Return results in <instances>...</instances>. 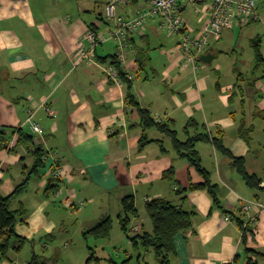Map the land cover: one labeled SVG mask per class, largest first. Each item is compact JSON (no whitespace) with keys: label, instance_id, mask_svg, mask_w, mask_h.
Here are the masks:
<instances>
[{"label":"crops","instance_id":"0c3cea01","mask_svg":"<svg viewBox=\"0 0 264 264\" xmlns=\"http://www.w3.org/2000/svg\"><path fill=\"white\" fill-rule=\"evenodd\" d=\"M107 1L0 0V132L22 128L42 137L47 152L45 166L12 198V209L21 215L17 233L33 242L25 243L20 252L11 249L8 258L0 257V264H28L35 252L49 264H84L82 260L92 252L102 258L93 264H113L109 258L121 262L130 256V264H163L152 250L136 246L129 238L153 230L145 204L157 197L193 212L194 228L175 237L176 253L170 256L169 264H264V257L256 253H264V210L254 205L264 203V190L249 187L232 165V158L211 140L200 141L196 149L202 166L218 186L222 207L214 204L207 189L179 193V188L204 184L205 177L179 155L172 137L157 127L146 132L149 140L161 141L141 146V117L130 103L125 81L119 84L100 66L81 63L86 33L95 29L109 35L115 28L105 17ZM201 3L191 4L199 7ZM136 6H122L119 11L130 14ZM186 19L195 28L199 26L198 18L196 22ZM155 26L150 22L147 33L130 42L124 66L140 106L158 122L170 124L182 141L199 131L191 126L186 132L189 121L195 119L211 138L224 137L233 156L245 159L249 174L264 177V61L258 64L253 45L254 40L260 41L264 57V0L251 23L239 26L241 33L249 30L255 51L248 69L218 64L196 73L182 65L176 45L166 49L156 40ZM237 33L235 27L225 30L207 51L214 58L205 64H213L223 52L226 38L232 45L238 44ZM116 50L114 40L100 44L99 62L112 65L111 57L103 58L115 55ZM144 51L152 63L141 69L136 53ZM45 106L54 115L47 113ZM30 108H35L39 133L28 120ZM242 125L250 141L242 136ZM34 162V155L23 144L17 142L10 150L0 147V194H12ZM171 166L176 168L174 180L163 177ZM56 167L64 174L58 185L62 195L56 196L62 198V204L54 196L56 189L47 190ZM130 194L135 196L139 217L129 215V233L115 223L111 238L95 239V246L79 257L71 241L61 249L54 244L62 225L59 205L79 219L86 216L79 228L84 235L102 218L117 220L125 214L122 199ZM245 204L253 205L249 213L244 211ZM224 209L229 212L225 214ZM239 211L244 220L250 215L256 219L241 227L232 213ZM226 215L231 220H226ZM24 251L30 254L23 256Z\"/></svg>","mask_w":264,"mask_h":264},{"label":"trees","instance_id":"16d2710c","mask_svg":"<svg viewBox=\"0 0 264 264\" xmlns=\"http://www.w3.org/2000/svg\"><path fill=\"white\" fill-rule=\"evenodd\" d=\"M94 29V28H93ZM95 31V29H94ZM97 32V31H95ZM99 33V32H97ZM135 41L133 37L130 38V42ZM102 44V43H101ZM100 45V44H99ZM98 45V46H99ZM253 45L256 51V59L258 64H261L264 61L261 44L260 41H253ZM97 58H98V47L96 49ZM111 57V64L115 65L116 68L119 69L121 78L124 79L125 83L128 87V97L130 103L138 109V112L141 117V125L143 127V133L141 136V146L147 145L153 141H161V140H149L147 135V129L157 127L164 134L169 135L173 139V144L177 152L180 156L185 157L188 161L194 165L200 173L205 177L206 182L202 185L192 184L189 188H179V193H187L192 189H207L213 199L215 205L222 207L220 203V199L217 194V184H214L211 180L209 172L202 166L199 151L196 149L197 143L200 141H213L216 147L222 151L224 154L230 156L232 158V165L241 173L243 178L245 179L247 185L251 188H257L264 190V177H261L257 174H249L245 167V159L243 157H235L228 147H226L224 143V137L222 135L215 136L211 138L209 133L205 132L204 125H200L195 119L189 121L187 126L185 127L186 132H189V128L191 126L197 127L199 130L194 135H189V137L182 141L178 137V132L176 129H172L170 124H163L156 120V117L151 114V112L140 106L138 100L135 98L134 94L131 92L132 84L131 80L127 77V73L125 71L124 66L119 62L116 54L111 56H106L103 59L107 60ZM136 62L141 69H145L147 65L152 63V59L150 54L144 52L136 53ZM123 67V68H122ZM140 71V70H139ZM204 128V129H203ZM242 136L247 141H250V136L248 137L246 133L248 130L241 127ZM18 133L17 142L23 144L27 147L28 151L34 155L35 162L33 167L30 170H25V178L24 180L16 187L15 191L8 195L3 196L0 194V257L2 259L8 258L9 252L11 249H16L17 251H21L24 244L33 240H28L27 238L20 236L17 233V223L20 220V211L12 209V198L24 191L25 187L31 180V177L34 173H39L40 170L45 166V156L47 152L45 151L43 138L26 132L22 128H12L10 129V133H6L5 130L1 131L2 137L4 139L11 138L12 134ZM9 135V136H7ZM176 168L171 166L169 169L165 170L163 173V177L165 179L174 180L175 179ZM51 178L49 180L48 188L57 189L59 185V181ZM56 183V184H55ZM186 198V194L182 197ZM123 211L125 214H120L117 217V221L120 224V228L126 234L129 233L130 227V216L139 217V211L136 206V199L133 194L126 195L122 199ZM146 211L149 215L153 230L151 232L147 231L142 234H136L134 236L129 237L131 241L136 245H141L147 249L152 250L154 256L157 260H159L163 264H169L170 256L176 253L175 247V237L180 232H188L189 230L194 228L193 222V212L185 210L182 206L174 204L172 201L165 197H157L149 199L146 204ZM225 214L229 212V210L224 209ZM234 217L238 220L241 227H245V220L243 219V214L241 211L232 212ZM115 221L111 216H106L102 218L96 225L92 228L86 230L84 232L85 236H94L96 239H109L111 238L114 228ZM259 256L264 257V253L256 252ZM133 257L130 256L121 262H118L112 258L109 260L113 264H130ZM142 256H138V260L141 261ZM102 258L98 257L95 252H92L87 258L84 264H93L94 262H101ZM28 264H49L47 259H43L38 253H34L32 258L28 261ZM249 264H257L252 263Z\"/></svg>","mask_w":264,"mask_h":264},{"label":"built area","instance_id":"2783aa9c","mask_svg":"<svg viewBox=\"0 0 264 264\" xmlns=\"http://www.w3.org/2000/svg\"><path fill=\"white\" fill-rule=\"evenodd\" d=\"M202 2L198 7L199 26L195 28L184 16L186 7L191 3ZM261 0H108L105 8V17L114 24V30L109 35L89 30L85 35L87 45L82 47L81 63L100 66L107 77L113 78L123 84L120 71L113 65H103L97 58L96 49L99 44L108 40L116 43V56L119 62L125 66L128 59L130 38H140L147 33L150 22L157 17L161 18L158 24L160 29L166 30L172 37L178 38L179 50L182 56V65L190 66L199 72L200 58L206 53L223 35L225 30L236 26L250 24L254 19ZM136 4L135 10L130 14L120 13L122 6ZM131 79V76H129ZM47 113L54 115V111L45 106ZM35 108L29 109V118L32 129L39 133L41 127L34 119ZM18 139V133L12 134L11 138L4 139L0 132V147L10 150ZM63 170L56 167L51 171V178L56 181L63 180ZM62 186L57 188L56 196L62 195ZM257 208L264 210V203L254 204ZM253 205L245 204L244 211L249 213ZM226 220L231 216L226 215ZM256 219V216H248L244 226H248ZM138 230V228H134Z\"/></svg>","mask_w":264,"mask_h":264},{"label":"rangeland","instance_id":"374dc122","mask_svg":"<svg viewBox=\"0 0 264 264\" xmlns=\"http://www.w3.org/2000/svg\"><path fill=\"white\" fill-rule=\"evenodd\" d=\"M196 8H198L197 6H194L193 4H189L188 7H186V11L183 13L185 18H192L193 21L196 22V19L199 16V12L196 11ZM161 21L160 17H157L154 22L156 23V31H153V34L155 35L156 40L160 43H163V45L166 46V49H170L173 46H177L178 51L179 50V43H178V38L177 37H172L166 30L160 29L158 27L159 22ZM112 27L114 26L113 23H111ZM238 30L237 33V38L239 39L238 44L235 43V45H232L231 40H227L223 43L222 45V49L223 52H221V54L214 60L213 64H205L204 62H200V66L201 68H203V71H205L206 69L210 68V67H215L218 64H222V65H234L239 69H248L251 64L254 61L255 58V51L253 50L252 46H251V41L249 38L250 32L249 30L244 29L242 31V33L240 32L242 30V28H240L239 26L235 27V31ZM241 33V35L239 34ZM232 41H234V39H232ZM235 49V50H233ZM219 54V53H218ZM209 66V67H208ZM57 191V189H56ZM55 191V192H56ZM54 196L56 197L55 193ZM57 201H59L62 204V198L61 197H56ZM56 204L59 205V203L56 202ZM59 208H62V212L59 213L58 212V219H60L62 221V225L60 226V230H58L55 233V236L57 237L55 239L54 244L58 245L59 248L61 249L64 245V243L68 242H72V246L75 247V255L76 256H80L82 252H88L89 251V247H93L95 246L96 242H95V237L89 235L87 238H85L79 228L82 227L83 222L85 221L86 216L80 217V219L78 218V215L75 214L74 212H71L70 210H66L63 206L59 205ZM88 212V211H87ZM83 221V222H82ZM116 225L118 223V221H115ZM119 228V227H118ZM94 237V238H93ZM103 240V239H102ZM64 241V242H63ZM88 241V242H87ZM44 242V241H43ZM43 245V244H42ZM40 245V246H42ZM28 250H30V245L27 246ZM73 247V248H74ZM54 248V246L52 247ZM42 248H39L36 250L39 251H43L41 250ZM52 250V249H51ZM56 251V249H54ZM26 251H24L23 256H25L26 254H30V251H28V253H26ZM89 256H87L85 258V260H82V263H85L87 258ZM121 259V258H120ZM84 261V262H83Z\"/></svg>","mask_w":264,"mask_h":264},{"label":"water","instance_id":"95a60500","mask_svg":"<svg viewBox=\"0 0 264 264\" xmlns=\"http://www.w3.org/2000/svg\"><path fill=\"white\" fill-rule=\"evenodd\" d=\"M213 58H214V54H212L211 52H207L206 54L201 56L200 60L204 63H210L213 60Z\"/></svg>","mask_w":264,"mask_h":264}]
</instances>
